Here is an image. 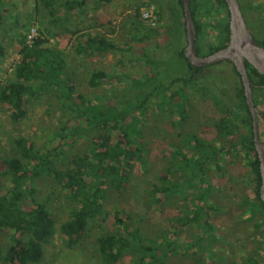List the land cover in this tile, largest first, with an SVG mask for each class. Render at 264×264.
<instances>
[{
    "label": "trees",
    "instance_id": "16d2710c",
    "mask_svg": "<svg viewBox=\"0 0 264 264\" xmlns=\"http://www.w3.org/2000/svg\"><path fill=\"white\" fill-rule=\"evenodd\" d=\"M87 1L65 0L63 8L67 11L83 9L88 4ZM104 1L110 0H96L95 6H100ZM128 1L136 6L132 24L142 30V35H133V39L144 42L148 38L156 37L160 50L158 56H154L145 48L141 49L135 60L153 65L156 71L154 75L133 79H129L123 71H114L111 74L101 69L90 71L87 81L90 87H97L120 76H128L129 79L123 92L109 97L96 96L97 103H93L92 99L77 90L68 71L65 54L49 43L43 36V31L36 32L31 42H27L25 35H20L19 58L15 61L13 70L0 80V103L7 106L10 119L13 122L23 119L26 115L27 98L44 90L52 91L63 101V109L71 114L63 120V124L54 131L53 139L43 148L35 147L31 140L19 136L13 140L15 155L2 160L0 177L7 176L8 184L5 188L0 184V233L5 232L7 240H0V264H39L44 256L45 244L56 233L57 219L52 209L36 196L34 180L38 177L52 178L59 189L77 203L69 218L59 226V231L67 238L69 247L91 230L92 222L104 212L103 202L107 196V188L111 187L118 193L123 192L136 164L145 166V143L141 126L147 121L146 114L151 112L148 104L152 100H155L154 106L164 112H170L167 107L170 104L175 113H178L180 124L188 117L190 94L203 95V89L204 96L207 92L212 93V100L223 113L214 122L218 140L229 137L234 132L240 120L239 111L246 108L241 84L225 87L224 82L216 79H204L200 82L195 78L194 73L200 69L190 65L184 55V46H180L176 38L185 34L184 23L182 25L178 21L180 13L183 16L181 0H177V6L166 7L167 11H163L165 6H161V11L154 13V23L140 14L139 9L142 5H147L146 3H141L140 0ZM239 2L242 10L243 5L247 9H254L248 3L242 5L241 0ZM43 3L50 4L49 0H43ZM190 9L196 27L197 53L200 54L203 49L212 52L224 46V42L228 41V20L225 18L217 23L224 42L214 45L210 42L199 43L198 40L206 27V23H201V14H204V18L213 13H224L228 17L225 1L190 0ZM60 10L51 7L50 13L55 15ZM1 11L0 0V18ZM164 13L169 14V23L164 22ZM159 17L163 18V23L155 27ZM169 35L175 37L172 54L167 50V44H170ZM256 40L264 45V39ZM86 49L96 52L124 50L116 41L94 33L86 34L83 41H79L76 52L81 53ZM129 49L131 47L127 48ZM3 54L4 48L0 45V56ZM246 64L249 77L254 76L257 84H264V74L258 73L249 63ZM180 68L187 69L189 75L171 78L170 72H176ZM234 73L238 74L235 69ZM176 82L181 83V88L171 89L168 95L167 90ZM175 97L178 99L174 102L172 100ZM262 118L264 121V109ZM241 122L243 125L248 123L245 117ZM91 130L96 134L87 142L85 150L69 157L67 149L72 147L75 140L86 138ZM183 139L192 145V155L185 153L179 146H170L167 149L171 156L180 159L178 171H185L184 178L176 182L171 175L164 174L160 180L165 185H155V191L151 194L153 204L158 208L161 196L170 197L179 192L180 187L185 188L180 190L183 193L188 187L193 188L185 193L186 197H192H187L189 204L184 208L183 215L170 222L172 233L167 234L168 238L167 232L164 236L162 233L159 237L147 238L139 227H132L131 216L126 210L115 209L111 212L115 229L101 232L94 241L98 259L102 264L118 263L126 251L135 253L133 264H172L167 261L171 252H192L197 255L199 251L205 250L209 259L214 258L212 245L217 233L210 219L211 212L218 207L208 203L213 185L207 169L209 165L217 163L216 145L201 139L195 133H187ZM238 144L244 146L243 151L253 174L255 193L254 201L242 199V202L249 204V217H253L255 213L261 215L254 223V228L260 230L259 240L264 252V201L260 198V161L256 153L250 154L254 147L246 136L231 144L227 152L236 154ZM190 224L196 227L195 232L186 238L179 237L180 230ZM249 261L264 264V261L258 263L253 255L249 257Z\"/></svg>",
    "mask_w": 264,
    "mask_h": 264
},
{
    "label": "rangeland",
    "instance_id": "374dc122",
    "mask_svg": "<svg viewBox=\"0 0 264 264\" xmlns=\"http://www.w3.org/2000/svg\"><path fill=\"white\" fill-rule=\"evenodd\" d=\"M64 1L49 0L50 4L45 5L43 0H1L0 45L4 48V54L0 56V80L7 75L6 66L12 61L15 63L19 58L20 35H25L27 40L31 28H34L35 32L43 31V36L49 43L63 51L67 58L68 71L72 75L77 90L92 99L93 103L98 102V99H95L96 96L109 97L123 92L126 81L131 78L154 75L156 68L153 65L135 60L139 55L138 51L144 48L154 56H158L160 52L156 37L148 38L144 42L133 39V35L137 37L142 35L141 28H136L132 24L135 4L128 0H110L96 7V0H88V4L83 9L67 11L63 8ZM140 2L147 4L139 9L141 16L146 13L156 15L161 11V6H165L163 11H167L166 7L177 4V0H140ZM241 3L242 5L248 3L254 8L247 9L243 5L251 31L258 39H264V0H241ZM51 7L61 10L52 15ZM164 14V22L169 23V14ZM225 16L224 13H213L204 18V14H201V23L203 25L206 23V27L200 34L199 43L210 42L214 45L222 43L221 30L217 27V23ZM178 21L181 24L184 22L181 13ZM162 23L163 18L159 17L155 27ZM89 33L112 39L124 50L96 52L86 49L84 52L77 53L76 47L79 41H83L84 36ZM174 38L169 35L170 44H167L169 54H172ZM176 38L180 46L186 45L185 36H176ZM128 47L131 49L127 50ZM205 51L203 49L200 54L203 55ZM118 60L120 63H117ZM97 69L109 74L114 71H123L129 79L128 76H120L109 82H103L97 87H90L87 83L89 73ZM170 73V77L173 78L189 75L190 72L180 68ZM194 76L200 82L204 79H216L224 82L225 87L231 84L239 85L233 67L226 63L209 67L207 71L203 70L202 73ZM179 87L181 88L180 82L173 83L166 93L169 95L171 89ZM202 93L203 95L200 93V95H189L191 106L188 109V117L180 124H178L180 117L170 104H167L170 112H164L154 106L155 100L148 104L151 112L146 114L147 121L141 126L145 143V166L136 164V169L123 192L118 193L111 187L107 188V196L103 202L104 212L92 222L91 230L71 247L68 245L67 238L59 231V226L69 218L77 205L76 201L61 191L52 178L42 176L34 180L37 198L52 209L57 219L56 233L52 240L45 244L44 256L39 264H102L98 259L94 241L101 232L115 229L111 216V212L115 209L126 210V213L131 216L132 227H139L145 237H159L162 233L164 236L167 232L166 238H168L173 230L170 222L183 215L184 208L189 204L188 199L192 197L187 195L189 197L187 199L185 193L193 188L188 187V190L183 193L180 190L185 188L179 186V192H175L172 196H161L158 208L153 204L151 194L155 191V185L158 187L165 185L160 180L164 174L171 175L176 182L184 178L185 171H178L180 159L171 156L167 148L179 146L185 153L192 155L194 153L192 145L183 139L187 133H195L201 139L214 142L216 145L217 163L209 165L207 169L213 185L208 203L218 207L211 212L210 219L217 233L212 245L215 256L209 259L205 250L199 251L197 255L192 252L188 254L171 252L167 261L172 264H204L205 262L257 264L249 261L252 255L256 257L258 263L264 261V252L259 240L260 230L254 228V223L260 219L261 215L255 213L253 217H249V204L242 202V199L255 200L253 174L250 172L248 159L244 151L239 149L240 145L236 146V154L227 152L231 144L236 140L239 141L242 128L239 130L234 128V132L229 137L216 139L214 122L223 113L219 105L212 100V93L207 92L204 96V89ZM177 99L178 97H175L172 101L175 102ZM62 102L52 91L44 90L34 97L27 98L26 115L18 122L10 119L7 106L0 103V169L3 159L15 155L13 140L16 137L24 136L40 149L53 139L54 131L71 114L63 109ZM261 127L263 137V123ZM95 134V131L91 130L86 138L75 140L72 147L66 151L68 156H76L83 152L87 142L91 141ZM58 166L61 168L59 163ZM0 184L2 188H5L8 177L1 176ZM195 230L196 227L193 224L183 227L179 237L186 238ZM0 240H7L5 232L0 233ZM134 259L135 253L126 251L116 264H133Z\"/></svg>",
    "mask_w": 264,
    "mask_h": 264
},
{
    "label": "water",
    "instance_id": "95a60500",
    "mask_svg": "<svg viewBox=\"0 0 264 264\" xmlns=\"http://www.w3.org/2000/svg\"><path fill=\"white\" fill-rule=\"evenodd\" d=\"M229 14L228 43L210 54L200 55L196 49V27L190 9V0H181L183 5V16L186 29V45L184 55L193 68H200L228 61L233 63L236 71L239 73L246 103L253 115L255 145L257 155L260 161L259 168L261 173L260 198L264 201V149L258 141L256 128V107L252 99V86L247 74L246 63H249L259 73L264 74V45L257 42L251 33L244 12L239 0H224Z\"/></svg>",
    "mask_w": 264,
    "mask_h": 264
},
{
    "label": "flooded vegetation",
    "instance_id": "af4514ba",
    "mask_svg": "<svg viewBox=\"0 0 264 264\" xmlns=\"http://www.w3.org/2000/svg\"><path fill=\"white\" fill-rule=\"evenodd\" d=\"M244 12V11H243ZM245 15V14H244ZM184 17V16H183ZM245 18H246V16H245ZM225 19L226 20H228V22H229V16L227 17V16H225ZM246 22H247V20H246ZM183 23H184V25H183ZM182 23V25H183V27H184V29H185V22H183ZM247 25H248V22H247ZM248 27H249V25H248ZM249 29H250V27H249ZM250 31H251V29H250ZM251 33L253 34V36L255 37V38H257L256 37V35L251 31ZM184 36H185V39H186V29H185V34H184ZM196 39H197V36H196ZM228 40H229V31H228ZM224 42V41H223ZM228 43V41H226V42H224V46L226 45ZM224 46H222V47H224ZM185 47V46H184ZM222 47H220V48H222ZM219 49V48H218ZM217 50V49H216ZM215 51V50H214ZM213 52V51H212ZM211 52H207V51H205L204 52V54L203 55H207V54H210ZM201 55V54H200ZM222 63H226V64H230L232 67H233V69H235V66L233 65V63H231V62H228V61H220V62H218V63H215V64H212V65H208V66H204V67H200V68H198V69H200L199 70V72H195L194 73V75H198V74H200V73H202L203 72V70H204V72L205 71H207L208 69H209V67H212V66H215V65H217V64H222ZM246 66H247V64H246ZM236 70V69H235ZM256 70V69H255ZM257 71V70H256ZM258 72V71H257ZM238 73V72H237ZM259 73V72H258ZM247 74H248V67H247ZM249 76V75H248ZM237 77H238V81H239V85L242 87V89H243V85H242V81H241V78H240V75H239V73L237 74ZM253 77V78H252ZM251 78H250V81H251V86H252V99H253V101H254V106L256 107V112H255V114H256V128H257V134H258V141L260 142V144L263 146L264 145V136L262 137V130H261V125H262V123L264 124V121H263V118H262V113H263V109H264V84H257L254 80H255V78H254V76H252ZM243 96H244V102H245V104H246V108H242L240 111H239V122L237 123V126H236V128L239 130L240 128H242V132H240L239 133V135H240V137L242 138V136H246V137H248L251 141H252V143H253V147H254V150H252L251 152H253V153H256L257 154V151H256V145H255V133H254V124H253V115H252V113H251V111L249 110V108H248V105H247V103H246V98H245V95H244V89H243ZM259 105H261L262 107H260ZM243 117H245L246 119H247V121H248V123L246 124V125H243V123L241 122V119L243 118ZM240 140V139H239ZM238 145H240L239 146V149L241 150H243V145H241V144H238Z\"/></svg>",
    "mask_w": 264,
    "mask_h": 264
},
{
    "label": "built area",
    "instance_id": "2783aa9c",
    "mask_svg": "<svg viewBox=\"0 0 264 264\" xmlns=\"http://www.w3.org/2000/svg\"><path fill=\"white\" fill-rule=\"evenodd\" d=\"M144 17L148 18L150 20L151 23H154L155 22V15L153 14H144ZM36 35V32H35V29L34 28H31L30 29V32L28 33L27 35V42H31V40L33 39V37ZM13 65H14V62H10L6 67V71H7V74L10 73L12 70H13Z\"/></svg>",
    "mask_w": 264,
    "mask_h": 264
}]
</instances>
